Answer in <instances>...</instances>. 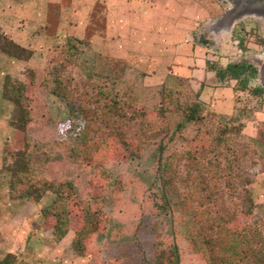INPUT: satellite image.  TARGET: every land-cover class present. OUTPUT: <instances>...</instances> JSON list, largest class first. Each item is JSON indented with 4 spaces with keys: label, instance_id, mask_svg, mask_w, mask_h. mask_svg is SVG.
Masks as SVG:
<instances>
[{
    "label": "rangeland",
    "instance_id": "obj_1",
    "mask_svg": "<svg viewBox=\"0 0 264 264\" xmlns=\"http://www.w3.org/2000/svg\"><path fill=\"white\" fill-rule=\"evenodd\" d=\"M104 8L0 0V211L31 228L5 264H264V83L244 57L264 16L205 44L248 69L219 115L152 78L158 50L99 44Z\"/></svg>",
    "mask_w": 264,
    "mask_h": 264
},
{
    "label": "crops",
    "instance_id": "obj_2",
    "mask_svg": "<svg viewBox=\"0 0 264 264\" xmlns=\"http://www.w3.org/2000/svg\"><path fill=\"white\" fill-rule=\"evenodd\" d=\"M94 1L105 5L99 44H108L110 49H119L122 44L124 52L135 44L158 50L145 62L155 70L152 78L164 83L172 81L175 83L172 86H187L204 107L216 114L230 115L235 111L238 94L243 93L238 87L240 79L229 71L230 63L218 65L212 61L216 56L198 36L200 25L215 18L209 11L220 5V0ZM4 219L0 211V250L9 246L0 260L14 252L12 244L24 235L27 240L31 234L28 215H24L20 224L12 220L5 225Z\"/></svg>",
    "mask_w": 264,
    "mask_h": 264
},
{
    "label": "built area",
    "instance_id": "obj_3",
    "mask_svg": "<svg viewBox=\"0 0 264 264\" xmlns=\"http://www.w3.org/2000/svg\"><path fill=\"white\" fill-rule=\"evenodd\" d=\"M230 6L221 14V16H219L218 18H216L215 20L208 22L206 24H204L207 27L209 36H207L205 38L204 43L207 44L209 42L210 37L212 39L217 38L219 41L226 39L229 36H232V29L233 26L235 24V20H231L229 18V10ZM230 21L226 22V21ZM225 22V24H223ZM228 26H227V25ZM203 25V24H201ZM203 25V26H204ZM201 27V26H200ZM215 28V29H214ZM199 33V31H198ZM235 44H239V41L234 40ZM250 44V43H248ZM238 57L241 56V51L240 49H238ZM249 57L251 60H253V62H255V64L253 63V70H255L257 72V75L260 77V69L262 68V66L264 65V27L261 30V33L259 35V43L257 45V51L256 52H252L249 51L247 56ZM236 60L235 56H229L227 58V63H239L234 61ZM248 71V69L246 70V72ZM245 72V73H246Z\"/></svg>",
    "mask_w": 264,
    "mask_h": 264
},
{
    "label": "water",
    "instance_id": "obj_4",
    "mask_svg": "<svg viewBox=\"0 0 264 264\" xmlns=\"http://www.w3.org/2000/svg\"><path fill=\"white\" fill-rule=\"evenodd\" d=\"M230 8L228 10L231 20L240 19L246 15L257 17L264 16V1L258 0H229ZM260 80L264 83V65L260 69Z\"/></svg>",
    "mask_w": 264,
    "mask_h": 264
},
{
    "label": "trees",
    "instance_id": "obj_5",
    "mask_svg": "<svg viewBox=\"0 0 264 264\" xmlns=\"http://www.w3.org/2000/svg\"><path fill=\"white\" fill-rule=\"evenodd\" d=\"M228 69L229 71L232 72V75L236 76L238 79L242 80L244 78V76L246 75L245 72L247 70V65L244 62H239V63H230L228 65ZM257 90H261L260 88ZM45 220H44V226L45 227H52L54 233L56 234L57 237H61L64 235L65 231L59 232V219H58V215L56 213H46L44 215ZM12 254H8L5 256V258H3L0 261V264H5L7 263L5 260L8 257H11Z\"/></svg>",
    "mask_w": 264,
    "mask_h": 264
},
{
    "label": "flooded vegetation",
    "instance_id": "obj_6",
    "mask_svg": "<svg viewBox=\"0 0 264 264\" xmlns=\"http://www.w3.org/2000/svg\"><path fill=\"white\" fill-rule=\"evenodd\" d=\"M258 1H264V0H258Z\"/></svg>",
    "mask_w": 264,
    "mask_h": 264
},
{
    "label": "bare ground",
    "instance_id": "obj_7",
    "mask_svg": "<svg viewBox=\"0 0 264 264\" xmlns=\"http://www.w3.org/2000/svg\"><path fill=\"white\" fill-rule=\"evenodd\" d=\"M230 14H231V13H230ZM230 14H229V15H230ZM214 29H215V28H214Z\"/></svg>",
    "mask_w": 264,
    "mask_h": 264
}]
</instances>
